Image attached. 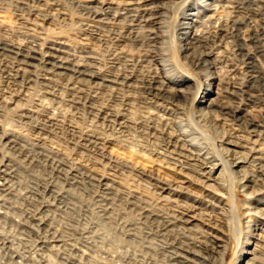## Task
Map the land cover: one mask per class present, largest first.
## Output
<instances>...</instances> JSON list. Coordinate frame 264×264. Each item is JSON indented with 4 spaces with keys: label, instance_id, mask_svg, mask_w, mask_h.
Wrapping results in <instances>:
<instances>
[{
    "label": "bare ground",
    "instance_id": "bare-ground-1",
    "mask_svg": "<svg viewBox=\"0 0 264 264\" xmlns=\"http://www.w3.org/2000/svg\"><path fill=\"white\" fill-rule=\"evenodd\" d=\"M165 1H128L112 15L113 0L84 4L75 22L61 0H0V13L25 22L0 25L1 97L29 119L12 120L18 135L0 125V264H225L233 243L228 174L253 200L245 225L256 243L243 250L252 256L244 264H264V89L244 90L264 83V0H198L180 24L199 64L223 56L245 71L243 83L217 87L210 112L197 116L219 142L213 148L178 108L189 81L165 48ZM66 27H77L75 37ZM133 44L142 47L139 60L126 51ZM28 125L35 142L21 134L33 132ZM113 143L151 155L169 179L139 191L140 180L129 183L109 151ZM189 187L201 193L197 206L179 201Z\"/></svg>",
    "mask_w": 264,
    "mask_h": 264
},
{
    "label": "rangeland",
    "instance_id": "rangeland-1",
    "mask_svg": "<svg viewBox=\"0 0 264 264\" xmlns=\"http://www.w3.org/2000/svg\"><path fill=\"white\" fill-rule=\"evenodd\" d=\"M98 1L104 2L105 0H61L62 4L65 5L68 8V10L73 14V21L75 22L79 21L81 19V15H84L87 12L83 9V7H81L82 5L88 4L93 8L94 7L97 8L98 6H100ZM128 1H132V0H113V5H109L110 7V10L108 11L109 15L110 14L112 15V12L116 11L115 9L116 7H118L117 9H123L124 8L123 4H126V2ZM203 1L204 0H202V2ZM197 2L198 0H166L165 2H163V4L167 5L165 6V9H167V13H169L168 14L169 19H167L168 23L166 26L167 38L165 40L167 43L165 48L166 51L169 54H171V57L173 59L172 61L176 69V75L178 77H181L182 79H187L189 81V83L186 85L185 93H179L178 99L180 100L181 103H179L178 108L181 109V112H184L185 114L184 116L187 119L189 126H191L200 135H202V137H204L208 142L209 146L213 148L214 142L216 144H219V142L217 141L216 137H214L213 132L211 130H208L204 127L203 128L199 127L200 126L198 124L199 118H197V116L210 112V106L208 107V105L212 104V100L215 99L216 95H214V92L217 91L216 89L217 87L222 86L225 89L227 88L230 89L231 86H233L234 84L243 83L245 78L244 76L245 71L242 68L240 60L233 58H226L223 56H219L215 59L213 58L212 59L214 60L213 65H211L210 67H206L203 64H199L201 58L199 56L194 55V51L191 50V52H188L190 50L185 49L186 47L185 43L182 39V36L180 35L181 32L180 24L184 22L185 14H189V12H197V10L199 9ZM0 25L7 28L17 29L24 27L25 22L17 18L14 12L3 11L0 13ZM77 27H72L71 28L72 30L71 29L69 30V27L68 29L66 27L65 28L67 30L66 35L70 36L71 38L75 37L74 34L76 32ZM126 51L129 54V58L135 60H139L143 53L142 47L136 44H133L130 47H126ZM108 55L109 53H106L103 56L104 58L106 57L107 59L109 58ZM0 75H1L0 76V121H1L0 125H2L3 128L7 127L6 128L7 131H5L6 133H12L14 135H18L17 132L19 130L16 127V125H20V124L16 122H12V120L16 119L21 123H25L29 119L25 117H15L14 114L15 111L11 110L14 108L15 105L3 101L4 98L1 97V95H3V92L5 90V84H4V79L2 77L3 75L2 74ZM255 81L247 83L244 86V90L250 92L252 90L260 91L264 89L263 82H261L260 80L259 81L255 80ZM170 85L175 89L176 86L174 84L171 83ZM250 88L251 90H249ZM134 100L135 101L138 100L137 94L134 95ZM244 108L245 107H243V109L238 113V115H242L243 119L248 117L245 116L246 113ZM29 114H27V116ZM18 115H24V114L22 112H18ZM211 118L212 117L209 116V120H211ZM34 124H36V122ZM215 124L218 130L226 129L231 131V133L236 134V132L232 131V130H237L236 126H233L232 128L226 127V125H224V123L220 121L215 122ZM26 128L30 130L33 129L31 125L26 126ZM0 130L2 131V128H0ZM28 132L26 131L21 133L23 135V138L28 140L29 142H35L33 138L36 135L37 131L33 129V132H29V134H27ZM66 145L67 147L68 146L73 147L72 144L70 143H67ZM137 150L139 149L137 148ZM109 151L112 153L113 156L121 159L120 160L121 163L123 162L125 166L123 169H125V171L130 172L131 175H129V179H128L129 183H131V181L133 180H137V179L140 180L141 184L140 185L137 184V188L139 189V191L142 190L141 188L145 190L143 185L146 184L156 185V179L158 178H163V179L168 178L166 176L167 171H163L158 167L154 166L152 163H150V160L148 159L152 158L151 155L147 157H142L139 154L140 151H137V153H135L134 156H132L130 153L126 154L122 150V148H120L118 145H115L114 143L111 146V149H109ZM134 168L136 169V171ZM247 172L252 173L250 168L247 169ZM226 176H227V180L229 181L226 192L227 195L231 197L230 199L231 215L233 214L232 223L230 227L231 231L233 232V241H232L233 243L231 245L232 247L230 251H228L225 255V264H237L240 258H241L240 264H244L245 261L243 260L248 261V259L252 256L245 255L243 257V250L248 252L254 251V246L252 244L256 243V238L252 237V232L251 231L249 232L248 228L245 225L247 218L245 215L246 212L245 206L248 203H251L253 200L249 199L246 192L242 191L240 181L237 177L230 174ZM179 184L173 180L172 181L173 186L172 185L171 186L173 189H176L177 185ZM154 191H157L156 188H154ZM179 192H180L179 196H181L179 201H181L182 203L189 204L190 206L198 205V202L193 201V197L194 195L201 196L200 191L192 187H189L188 189H185L184 191L180 190ZM152 196H153L152 200H156L157 195L155 198L154 195ZM174 197L175 196H172L171 198ZM248 219H250V217H248ZM201 228L202 227L195 228L192 232L193 233L199 232L201 231ZM248 241L250 243H245Z\"/></svg>",
    "mask_w": 264,
    "mask_h": 264
}]
</instances>
